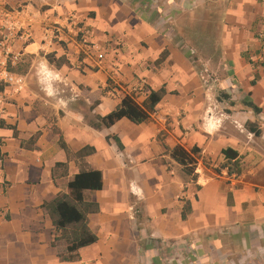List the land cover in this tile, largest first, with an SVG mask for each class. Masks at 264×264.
<instances>
[{"label":"crops","instance_id":"obj_1","mask_svg":"<svg viewBox=\"0 0 264 264\" xmlns=\"http://www.w3.org/2000/svg\"><path fill=\"white\" fill-rule=\"evenodd\" d=\"M147 1L0 0L43 14L15 46L25 90L0 115V264H264V1ZM70 14L92 30L91 48L44 40L46 20ZM41 65L60 77L54 96ZM141 80L167 91L152 120L101 125L125 97L112 90ZM179 145L200 149V175L172 159ZM86 148L95 153L79 159ZM229 148L242 168L231 181L216 173ZM83 169L103 174V190L85 192L100 209L87 218L99 240L62 262L44 206Z\"/></svg>","mask_w":264,"mask_h":264},{"label":"trees","instance_id":"obj_2","mask_svg":"<svg viewBox=\"0 0 264 264\" xmlns=\"http://www.w3.org/2000/svg\"><path fill=\"white\" fill-rule=\"evenodd\" d=\"M262 54L264 56V47ZM167 55L168 52L166 51L161 55L158 62H163ZM254 84L253 82V85ZM166 94L167 91L165 88L159 91H150V94L141 104L137 102L135 98L127 95L122 99L115 111L103 118H99V122L105 127H111L123 119H127L136 125L149 123ZM222 96L225 100L230 99L225 93L222 94ZM245 105L251 108L256 114L261 113V109L251 101L247 102ZM254 127V125H248L251 132L256 136H260L261 131L256 130ZM118 144L120 145V142H118ZM62 147L67 150L66 146L63 144ZM167 149L171 153L172 159L181 165L185 172L196 176L197 166L201 159L200 149L195 147L188 151L180 145L173 149ZM93 153H95V149L86 148L78 154V158L83 160ZM223 155L226 162L216 170V173H220L221 169L228 168L230 173L240 175L242 168L239 153L229 148L223 150ZM1 157L2 152L0 149V158ZM62 165L63 164H59L58 166L61 167ZM103 187V174L100 171L83 169L75 176L74 180L69 183V194L58 197L52 203L44 206L54 219L57 236L53 243V247L57 250L58 258L62 262L79 261L80 250L98 242L99 239L97 235L89 228L87 218L89 213H98L100 209L97 205L85 202V192H98L103 190ZM188 211L189 208H185L182 216L183 219H186Z\"/></svg>","mask_w":264,"mask_h":264},{"label":"built area","instance_id":"obj_3","mask_svg":"<svg viewBox=\"0 0 264 264\" xmlns=\"http://www.w3.org/2000/svg\"><path fill=\"white\" fill-rule=\"evenodd\" d=\"M264 1V0H263ZM264 3V2H263ZM43 14L33 4L27 3L17 8L0 5V83L6 88L0 93V115L7 113L8 100L13 95H19L25 90V81L22 76L14 73L12 69L17 66L20 54L15 46L18 42H29L32 38L33 28L41 21ZM44 40L69 42L70 39H80L87 48L93 33L92 30L78 19L76 15H67L63 21L46 20ZM264 39V37H262ZM123 93L131 96L140 104L150 94L146 80H141L131 90L114 88L113 94ZM196 171V175H200ZM217 175H225L230 181L237 180L238 174L230 173L228 168L221 169Z\"/></svg>","mask_w":264,"mask_h":264},{"label":"clouds","instance_id":"obj_4","mask_svg":"<svg viewBox=\"0 0 264 264\" xmlns=\"http://www.w3.org/2000/svg\"><path fill=\"white\" fill-rule=\"evenodd\" d=\"M39 72L41 76L40 83L43 87V91L48 96H54L56 94V90L53 87V81L59 80V75L50 70L46 65H41Z\"/></svg>","mask_w":264,"mask_h":264},{"label":"rangeland","instance_id":"obj_5","mask_svg":"<svg viewBox=\"0 0 264 264\" xmlns=\"http://www.w3.org/2000/svg\"><path fill=\"white\" fill-rule=\"evenodd\" d=\"M155 1H156V2H158V0H155ZM147 3H148V5H149V6H151V7H152V6H153V4H154V0H148V1H147ZM210 27L212 28V27H213V25H212V24H210ZM116 49L118 50V49H119V47H118V48H116ZM214 79H215V80H220V79H219V77H217V75H213V76H212V80H214ZM216 84H218V82H217Z\"/></svg>","mask_w":264,"mask_h":264}]
</instances>
